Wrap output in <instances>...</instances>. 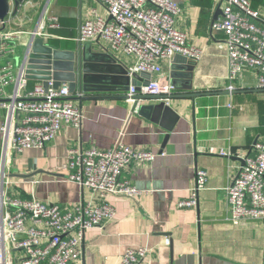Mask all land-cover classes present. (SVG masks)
<instances>
[{
    "label": "crops",
    "instance_id": "0c3cea01",
    "mask_svg": "<svg viewBox=\"0 0 264 264\" xmlns=\"http://www.w3.org/2000/svg\"><path fill=\"white\" fill-rule=\"evenodd\" d=\"M167 1L179 5L176 28L202 53L198 62L181 56L161 62L164 75L160 81L175 86V97L163 101L169 112L156 116L155 112H145L148 119L138 112L131 114L124 100L76 103L82 115L79 127H62L45 149L16 155L11 161V181L22 196L34 193L39 200L66 208L90 201L87 189L66 179L63 166L67 152L88 146L106 150L120 140L134 150L152 152L155 159L136 162L125 171L123 178L140 191L139 196H108L116 219L103 230H86L81 256L71 264H118L125 249L140 247L152 253L147 264H264V222L249 219L233 225L224 196L242 157L255 142H264V91L255 88V77L248 72L233 84V93L227 91L225 39L212 30L221 18L217 10L223 0ZM249 1L264 17V0ZM24 4L10 21L33 27L46 10L60 21V29L47 41L59 51L76 50L79 28L91 10L106 16L104 8L91 0H26ZM100 45H104L102 40L91 43V51L105 53ZM117 63L129 68L134 61L124 56ZM156 78L153 74L150 80ZM103 80L109 84L126 82L121 75H108ZM147 81L142 76L134 83ZM1 139L0 132V147ZM210 148L214 153H208ZM222 152L228 155H220ZM196 169L207 173L206 189L198 193L197 206L180 209L177 204L188 198ZM166 239L169 245H165ZM9 255L15 260L17 253Z\"/></svg>",
    "mask_w": 264,
    "mask_h": 264
},
{
    "label": "built area",
    "instance_id": "2783aa9c",
    "mask_svg": "<svg viewBox=\"0 0 264 264\" xmlns=\"http://www.w3.org/2000/svg\"><path fill=\"white\" fill-rule=\"evenodd\" d=\"M91 1L102 6L106 16L91 10L90 17L81 23L76 42L102 40L103 51L117 61L124 56L132 59L134 64L125 67L130 80L135 74L157 75L153 81L140 84L138 91L129 85L124 101L131 114L145 102L135 100L136 96L174 95V85L160 81L164 75L161 62L174 56L198 62L202 57L189 37L176 28L179 5L167 0ZM220 12L212 30L225 39L227 91L234 92L233 84L247 72L254 75L255 88L264 91V17L249 0H223ZM25 24L16 25L10 16L0 21V264H71L81 256L86 230H103L116 219L115 208L106 198L139 196L140 191L123 178L125 171L136 162L153 161L155 154L134 150L120 140L106 150L70 148L63 166L66 179L87 189L92 200L66 208L39 200L34 193L22 196L10 178L13 158L25 150L45 149L62 127L78 128L82 117L67 83L55 88L48 81L44 87L26 76L31 45L36 39L47 42L53 38L51 33L60 29V21L45 10L33 27ZM208 153H214L213 149ZM207 177L204 170L196 169L192 190L187 199L178 202V208L197 206V195L206 189ZM224 196L233 225L249 219L264 222V142H255L242 157ZM165 245H169L168 239ZM12 251L17 253L15 260L9 255ZM151 254L143 247L127 248L118 264H147Z\"/></svg>",
    "mask_w": 264,
    "mask_h": 264
},
{
    "label": "water",
    "instance_id": "95a60500",
    "mask_svg": "<svg viewBox=\"0 0 264 264\" xmlns=\"http://www.w3.org/2000/svg\"><path fill=\"white\" fill-rule=\"evenodd\" d=\"M25 2L26 0H0V21L9 18V16H16L18 11L25 5ZM217 13L221 15L220 6ZM91 50L90 42L78 44L76 50L70 52L53 49L42 39H36L31 45V52L28 56L26 66L27 79L41 82L44 87L47 86L48 81H52L53 87L55 88L65 82L69 86V91L75 94L72 100L76 103H82L88 100H126L127 96L124 94L128 92L129 85L136 87L138 91L139 84H135L134 82L139 80L142 76H146L148 81L151 78V76L146 74H135L133 75V81L131 83L125 67L118 64L116 59L107 53L97 54L93 53ZM108 75H121L126 79V82L111 84L104 82L103 79ZM102 77L104 78L100 80ZM113 85L114 87H112ZM95 93L104 94L97 95ZM110 93L116 94V96ZM190 96L194 97L196 95ZM172 97L175 96L172 95L169 98L159 96H136L134 99L160 101L154 106L141 105L138 107V114L149 119V115L147 113L144 114L145 112H155V116L158 115V112L161 114L169 112V109L164 107L163 101L170 100ZM166 140L167 137L164 139V142H166ZM18 176L26 178V176ZM171 259L173 261L172 256Z\"/></svg>",
    "mask_w": 264,
    "mask_h": 264
},
{
    "label": "rangeland",
    "instance_id": "374dc122",
    "mask_svg": "<svg viewBox=\"0 0 264 264\" xmlns=\"http://www.w3.org/2000/svg\"><path fill=\"white\" fill-rule=\"evenodd\" d=\"M22 53V50L20 51V54Z\"/></svg>",
    "mask_w": 264,
    "mask_h": 264
}]
</instances>
